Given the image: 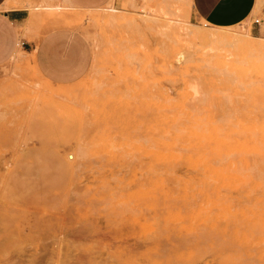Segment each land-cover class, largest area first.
Instances as JSON below:
<instances>
[{
  "label": "rangeland",
  "instance_id": "374dc122",
  "mask_svg": "<svg viewBox=\"0 0 264 264\" xmlns=\"http://www.w3.org/2000/svg\"><path fill=\"white\" fill-rule=\"evenodd\" d=\"M6 5L28 16L0 62V264H264L260 14L219 27L189 0ZM58 25L85 43L65 81L22 49Z\"/></svg>",
  "mask_w": 264,
  "mask_h": 264
},
{
  "label": "crops",
  "instance_id": "0c3cea01",
  "mask_svg": "<svg viewBox=\"0 0 264 264\" xmlns=\"http://www.w3.org/2000/svg\"><path fill=\"white\" fill-rule=\"evenodd\" d=\"M66 1L77 7L92 6L90 4L94 2ZM6 3L7 0H0V62L13 51L19 27L28 16L24 5L12 6ZM189 3L190 17L219 27L232 26L255 13L260 14L255 25L259 31V23L264 20V0H261L258 7H255L256 0H189ZM23 41L29 47L22 49L26 52L33 50V59L38 69L50 80H69L82 71L85 43L79 30L58 25L42 31L34 40Z\"/></svg>",
  "mask_w": 264,
  "mask_h": 264
},
{
  "label": "bare ground",
  "instance_id": "6f19581e",
  "mask_svg": "<svg viewBox=\"0 0 264 264\" xmlns=\"http://www.w3.org/2000/svg\"><path fill=\"white\" fill-rule=\"evenodd\" d=\"M260 2V0H258V3ZM66 3H68L70 6H72L74 9L75 8H78L77 6H75V5H73V4H71V3H69L68 1H66ZM89 13H90V11H89ZM78 14V13H77ZM196 31V30H195ZM222 31V30H221ZM197 33H196V35L197 36H199V37H197L196 36V38L198 39H208V38H211V39H213V38H215V36H218V34H215L214 32H212V31H206L205 29L204 30H198V31H196ZM232 33H235V32H232ZM221 34H222V32H221ZM234 37V36H233ZM237 37H238V35H237ZM252 38V37H251ZM257 38V37H256ZM231 39H232V37H231ZM230 39V40H231ZM236 38L234 37V40H235ZM225 40V39H224ZM227 40V39H226ZM205 43H207L206 41H205ZM231 43H232V40H231ZM229 44V43H228ZM234 44V43H233ZM233 44H229V45H227L228 47L231 45V47H232V45ZM214 45V44H213ZM225 45H226V43H225ZM262 45H263V43H262ZM211 46H212V43H211ZM217 46V45H216ZM234 46V45H233ZM264 46V45H263ZM213 47V46H212ZM218 47H220V45L218 46ZM230 47V48H231ZM235 47V46H234ZM215 49V48H214ZM219 49H221V47L219 48ZM223 49V48H222ZM225 49H227V48H225ZM224 49V50H225ZM246 49V48H245ZM218 51V50H217ZM228 51V50H227ZM238 52V51H237ZM233 53H235V52H233ZM219 54V53H218ZM229 55V54H228ZM176 60L177 61H180L181 60V56H179V57H177L176 58ZM218 122V121H217ZM220 122V121H219ZM222 123V122H221ZM234 124V123H233ZM235 126V125H234ZM236 128L238 127L237 125L235 126ZM222 128H223V126H222ZM222 128H221V130H222ZM204 129V128H203ZM234 132V131H233ZM236 132V131H235ZM234 132V133H235ZM240 132V131H239ZM220 133V132H219ZM221 134V133H220ZM219 134V135H220ZM236 134V133H235ZM222 135V134H221ZM226 135H227V133H226ZM193 136V135H192ZM224 136V135H223ZM236 136V135H235ZM227 136H225V138H226ZM207 153V152H206ZM260 154V153H259ZM205 155V154H204ZM225 156V155H224ZM231 169V168H230ZM229 170V169H228Z\"/></svg>",
  "mask_w": 264,
  "mask_h": 264
},
{
  "label": "built area",
  "instance_id": "2783aa9c",
  "mask_svg": "<svg viewBox=\"0 0 264 264\" xmlns=\"http://www.w3.org/2000/svg\"><path fill=\"white\" fill-rule=\"evenodd\" d=\"M252 20H253V22H256L257 23L258 18L257 17H254Z\"/></svg>",
  "mask_w": 264,
  "mask_h": 264
}]
</instances>
